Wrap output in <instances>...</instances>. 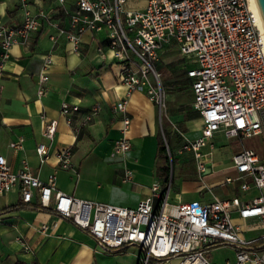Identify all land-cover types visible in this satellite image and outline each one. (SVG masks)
<instances>
[{
    "label": "built area",
    "instance_id": "2783aa9c",
    "mask_svg": "<svg viewBox=\"0 0 264 264\" xmlns=\"http://www.w3.org/2000/svg\"><path fill=\"white\" fill-rule=\"evenodd\" d=\"M126 2L17 0L19 23L0 25V73L10 46L26 45L31 33L43 25L54 31L49 36L52 42L62 37L74 53L79 50L82 34L104 33L105 48L121 62L119 82L124 91L111 111L122 116L119 137L110 155L122 156L129 148L125 138L129 120L124 115L127 99L132 92H142L159 115L163 96L159 75L151 63L159 60L173 42L183 60L192 63L183 66V71L189 80L191 108L200 121L198 135L192 139L173 127L181 138L177 153H187L195 173L200 175L210 155L213 135L219 132L225 139H235L240 149L231 155L230 162L236 176L225 177L222 184L237 181L240 196L170 203L169 183L164 182L161 187L152 182L149 194L133 208H127L82 200L58 191L54 187V171L44 181L39 180L28 171L24 158L19 160L18 169L11 171L1 154L0 196L17 186L20 202L28 204L34 194L37 206L70 222L102 250L137 246L141 252L139 264H145L146 259L166 264L172 258L174 264H215L202 254L217 247H227L233 252L232 260L225 264H264V151L260 158L240 143L251 136L264 138V39L250 0H145L139 8L127 7ZM95 50L100 53L101 46L97 45ZM49 62L45 56L37 74V97L44 94L42 84L47 78L44 71ZM97 109L91 107L73 132L87 123ZM76 111L77 106L65 102L58 108L65 122ZM40 117L41 137L50 141L57 121ZM21 144L22 138L17 137L7 146L19 150ZM47 147L45 142L34 146L38 165L45 162ZM204 148L207 150L203 151ZM54 158L57 169L77 176L69 146L57 150ZM130 176V170L125 168L121 182ZM232 211L241 220L262 225L263 232L255 237H243L240 228L232 222Z\"/></svg>",
    "mask_w": 264,
    "mask_h": 264
},
{
    "label": "crops",
    "instance_id": "0c3cea01",
    "mask_svg": "<svg viewBox=\"0 0 264 264\" xmlns=\"http://www.w3.org/2000/svg\"><path fill=\"white\" fill-rule=\"evenodd\" d=\"M19 21L17 0H0V25L18 24ZM53 34L52 28L43 25L31 33L26 45H12L8 49L0 73V154L11 171L17 170L19 160L24 158L28 171L42 181L50 171H54V187L65 194L82 200L133 208L149 194L152 182L158 181L159 186L163 185L160 181L162 179H154L163 176L160 172L163 164H156L160 157L156 155L157 135L163 136L155 124V105L142 92L129 95L124 112L129 120L125 132L129 148L122 156H111L112 145L119 137V120L122 116L119 112L111 111V106L122 97L124 91L119 82L121 62L114 59L105 48L101 33L82 34L76 53L70 50L62 37H56L52 42L49 36ZM97 45L101 46L100 53L95 50ZM169 51L172 52V49L164 52ZM45 56H48L50 62L44 71L47 77L42 84L44 94L37 97L36 79ZM181 69L189 89L183 63ZM157 73L159 75V71ZM189 94V105L177 108L180 127L176 129L185 138L192 139L198 135L200 121L191 108L190 90ZM61 102L77 106L76 113L71 115L68 122L58 113ZM93 106H97V112L73 132L82 116ZM40 116L57 121L50 141L41 137L43 121ZM167 128L170 130L171 127ZM171 129L181 142L177 132ZM17 137L22 138L21 149L13 150L7 143ZM221 140L225 138L216 132L211 139L212 148L204 162V171L196 175L193 168L195 178L180 181L190 182L195 187L198 196L192 199L206 202L212 197L241 194L236 186L237 193L233 194L234 190L230 189V194L224 191L212 195L210 189L216 181L210 178L205 183L202 180L203 177L221 172L226 173L223 179L236 176L230 157L239 149L233 153L215 155V145ZM38 142H45L48 146L47 158L41 165H38L34 154V146ZM65 146H69L71 162L76 166V177L55 167L54 153ZM225 157L227 160L222 161ZM125 168L130 170L131 176L129 180L121 182ZM222 182L218 186H226ZM35 200L33 194L28 205L35 206ZM19 202L17 186L0 196V264H94L97 245L88 235L50 212L26 207L13 209ZM231 219L245 238L263 232L262 225L248 219L241 220L234 211L231 212ZM41 226L44 228L41 229ZM256 226L260 230L246 237L248 228ZM23 246H27V249ZM222 248L228 249L231 257L223 256L219 261H210L225 264L232 260V250ZM174 263L172 258L166 264ZM149 264L165 263L150 259Z\"/></svg>",
    "mask_w": 264,
    "mask_h": 264
},
{
    "label": "rangeland",
    "instance_id": "374dc122",
    "mask_svg": "<svg viewBox=\"0 0 264 264\" xmlns=\"http://www.w3.org/2000/svg\"><path fill=\"white\" fill-rule=\"evenodd\" d=\"M145 0H127L126 6L130 8H139L143 6ZM123 31L128 33V30L123 27ZM105 36L104 33L102 35ZM169 48L172 52H164L160 55L159 60L152 62L154 69H159V85L160 91L163 96L162 103L163 108H161L159 115L154 114L155 124L158 131L161 128L165 130V144L168 147V154L165 150L164 154L160 155L159 159L156 161L157 165L167 166V176L155 177V181L160 180L161 183H169L167 201L184 202L198 196V192L195 187L190 182H180L195 178L193 172V163L190 160L187 153H176V150L180 148L181 142H179L178 137L172 131L171 128L180 127V119L177 117L178 106L189 105L190 94L187 83L182 74V59L181 56L176 53V45L173 42L169 43ZM129 57L133 55L128 52ZM192 63L189 60H183V66H191ZM195 124V122H193ZM167 127H171L170 130ZM195 132V131H194ZM219 142V141H218ZM241 146L244 148L252 149L260 158L264 151V138L259 136H251L241 140ZM217 147L215 155H224L225 153H233L240 149V144L235 139H225L221 140L220 143L215 145ZM225 157L222 161H226ZM76 167V166H75ZM82 168V166H81ZM197 175V174H196ZM226 173L221 172L217 174H211L209 176L203 177L202 180L207 183V181L212 178L216 181L214 187L210 189L212 195L222 194V192L227 191L230 194V189L237 193L236 186L237 181H232L229 185L224 187L218 186L219 182H222L223 176ZM158 182V181H157ZM204 192V191H203ZM264 194V189L262 190ZM208 196V194H206ZM156 201H154L155 204ZM153 204V205H154ZM262 227V226H261ZM263 228V227H262ZM260 230L259 226L250 227L245 232L246 237H250V233H255ZM141 252L136 246H125L118 251H104L98 246L95 249L93 261L94 264H139V257ZM203 257L208 260L219 261L221 257L226 256L231 257V252L226 248H216L212 250H207L203 252ZM150 259H146L145 264H149Z\"/></svg>",
    "mask_w": 264,
    "mask_h": 264
},
{
    "label": "trees",
    "instance_id": "16d2710c",
    "mask_svg": "<svg viewBox=\"0 0 264 264\" xmlns=\"http://www.w3.org/2000/svg\"><path fill=\"white\" fill-rule=\"evenodd\" d=\"M161 133H162V136L165 138V130L163 128H161ZM164 154V158L165 157V147H164V143H163V140H162V137L160 135H157V141H156V155L157 156H160V155H163ZM161 174L164 175L165 177L167 176V166L163 165L161 167V170H160ZM16 207H26V208H33L35 210H39V211H46V212H50V210L48 209H42L40 208L39 206L35 205V206H29L28 204H23L21 202H19L17 205L13 206V209L16 208Z\"/></svg>",
    "mask_w": 264,
    "mask_h": 264
},
{
    "label": "water",
    "instance_id": "95a60500",
    "mask_svg": "<svg viewBox=\"0 0 264 264\" xmlns=\"http://www.w3.org/2000/svg\"><path fill=\"white\" fill-rule=\"evenodd\" d=\"M264 31V0H254Z\"/></svg>",
    "mask_w": 264,
    "mask_h": 264
},
{
    "label": "bare ground",
    "instance_id": "6f19581e",
    "mask_svg": "<svg viewBox=\"0 0 264 264\" xmlns=\"http://www.w3.org/2000/svg\"><path fill=\"white\" fill-rule=\"evenodd\" d=\"M250 8L254 11V13H255V15L257 17L258 24H259V26L261 28V31H262V34H263V39H264L263 27H262L261 20H260V17H259V14H258V11H257V8H256L255 1L254 0H250Z\"/></svg>",
    "mask_w": 264,
    "mask_h": 264
}]
</instances>
